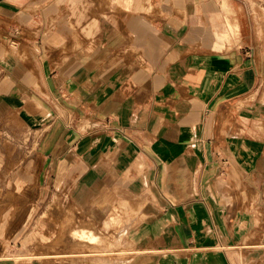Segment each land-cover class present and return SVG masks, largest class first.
<instances>
[{"label": "crops", "instance_id": "0c3cea01", "mask_svg": "<svg viewBox=\"0 0 264 264\" xmlns=\"http://www.w3.org/2000/svg\"><path fill=\"white\" fill-rule=\"evenodd\" d=\"M239 25L202 0H0V183L19 230L78 212L97 242L81 246L103 252L90 264H264V50ZM68 238L40 246L65 257Z\"/></svg>", "mask_w": 264, "mask_h": 264}, {"label": "rangeland", "instance_id": "374dc122", "mask_svg": "<svg viewBox=\"0 0 264 264\" xmlns=\"http://www.w3.org/2000/svg\"><path fill=\"white\" fill-rule=\"evenodd\" d=\"M202 2L209 6L210 9H212L213 6L222 9V5H229L233 13L239 16V26H241L240 32H242V30L245 31V33L250 36L251 45L255 44L261 47L262 51L264 50V0H202ZM233 41L226 42L225 44L229 45ZM201 47L206 50L211 49V46L209 47V45L203 42L201 43ZM213 48L220 49L221 47H212V49ZM262 57H264V55H262L261 58ZM259 102L261 110L255 111L251 120V137L264 144V83L263 94ZM259 172L260 166L257 165L253 167L252 165V174H258ZM2 186L3 184L0 183V264H90L88 262L90 254L99 255L103 253L100 247H92L90 249L88 246L87 248L81 246L83 242L87 244L97 242L87 238L88 236L86 238L78 237V229L81 228L85 220L84 216L78 214V212H75L74 216H69L68 214L56 216L51 214V210L49 209V212L42 217L44 221L43 230L39 229L36 233L34 230V223L32 222V225L27 230L20 231V226L15 224V222L22 217L21 213L23 207L18 198H11L12 195L9 193L4 194ZM29 218L34 219L33 214L30 215ZM72 218L73 220H70ZM52 224L54 226L53 231L51 229ZM68 230V239L71 246H69L68 249L65 247L67 249L66 251L59 252L65 257L51 259L50 255L52 253L50 247L44 246L42 248L40 246L41 242L44 244L50 242L52 233H55V239L58 237L59 241L62 242L67 238ZM86 234L88 235L89 233L87 232ZM36 243L38 244L37 247ZM170 251L176 255L185 253L178 251V249H172ZM166 252L167 251L163 250L158 253L161 254L158 256H164L167 254ZM129 253L136 252H130L124 249V258H126V254ZM68 259H70V262H66ZM74 259L76 261H74ZM53 260H55V262H53ZM57 260L64 261L57 262Z\"/></svg>", "mask_w": 264, "mask_h": 264}, {"label": "bare ground", "instance_id": "6f19581e", "mask_svg": "<svg viewBox=\"0 0 264 264\" xmlns=\"http://www.w3.org/2000/svg\"><path fill=\"white\" fill-rule=\"evenodd\" d=\"M90 234H86V233H81V234H78V237H80V238H86L87 236H89ZM87 238H89V237H87Z\"/></svg>", "mask_w": 264, "mask_h": 264}]
</instances>
